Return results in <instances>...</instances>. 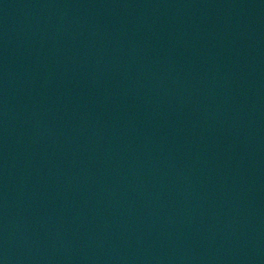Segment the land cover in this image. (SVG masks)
<instances>
[{"label":"water","instance_id":"95a60500","mask_svg":"<svg viewBox=\"0 0 264 264\" xmlns=\"http://www.w3.org/2000/svg\"><path fill=\"white\" fill-rule=\"evenodd\" d=\"M0 264H264V0H0Z\"/></svg>","mask_w":264,"mask_h":264}]
</instances>
